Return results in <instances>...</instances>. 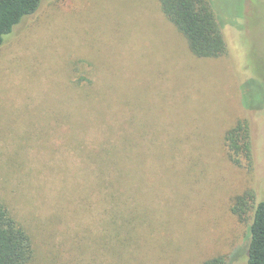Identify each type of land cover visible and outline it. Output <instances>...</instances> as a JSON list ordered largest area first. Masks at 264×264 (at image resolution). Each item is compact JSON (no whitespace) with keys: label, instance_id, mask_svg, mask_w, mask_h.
I'll return each instance as SVG.
<instances>
[{"label":"rangeland","instance_id":"374dc122","mask_svg":"<svg viewBox=\"0 0 264 264\" xmlns=\"http://www.w3.org/2000/svg\"><path fill=\"white\" fill-rule=\"evenodd\" d=\"M212 4L216 58L158 0H42L7 37L0 202L33 239L31 264H248L252 219L231 207L247 189L264 200V0ZM239 118L252 170L226 152Z\"/></svg>","mask_w":264,"mask_h":264},{"label":"trees","instance_id":"16d2710c","mask_svg":"<svg viewBox=\"0 0 264 264\" xmlns=\"http://www.w3.org/2000/svg\"><path fill=\"white\" fill-rule=\"evenodd\" d=\"M169 20L187 38L192 52L201 58H216L227 53L222 23L218 21L212 0H158ZM42 0H0V48L16 26L34 15ZM245 84H251L253 79ZM257 79L258 78H254ZM254 83H256V81ZM264 96V92H262ZM264 98V97H263ZM254 109L250 104H244ZM264 108V101L260 107ZM224 143L230 161L252 170L255 165L251 126L239 118L225 133ZM231 211L240 219L251 217L248 264H264V200H257L253 189L235 196ZM35 256L33 239L10 209L0 202V264H31ZM220 254L201 264H228Z\"/></svg>","mask_w":264,"mask_h":264}]
</instances>
